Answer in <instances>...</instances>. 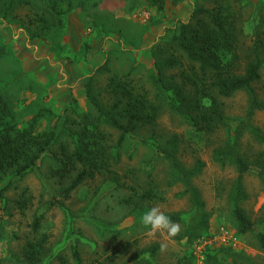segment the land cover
<instances>
[{
    "label": "rangeland",
    "instance_id": "obj_1",
    "mask_svg": "<svg viewBox=\"0 0 264 264\" xmlns=\"http://www.w3.org/2000/svg\"><path fill=\"white\" fill-rule=\"evenodd\" d=\"M10 1L0 0V90L13 117L0 114V127L15 123L23 129L39 116L35 132L58 135L38 167L24 175L13 169L0 179V187L9 185L0 199V264H31L29 242L38 246L36 264H264L258 239L264 232V109L254 111L240 137V153L250 165L241 206L255 225L242 234L231 201L238 165L219 160L217 151L231 145L251 93L239 89L226 97L213 91L224 118L211 131L197 129L192 99L201 93L185 78L194 67L177 43L180 21H189L195 8L228 7L240 32L234 73H245L257 43L264 61V0H165L163 9L147 0ZM167 57L179 63L164 67V88L155 60ZM260 73L254 87L264 102V63ZM114 75L156 107L155 120L121 143L122 131L95 105L112 109L123 98L110 84ZM123 100L117 113L126 106ZM85 129L104 136L107 161L65 196L88 169L77 158L63 169L77 148L85 150ZM173 136L179 138V160L194 171L201 209L155 148ZM153 206L180 218L172 219L181 226L176 237L152 234L141 224ZM38 215L43 218L35 230Z\"/></svg>",
    "mask_w": 264,
    "mask_h": 264
},
{
    "label": "trees",
    "instance_id": "obj_2",
    "mask_svg": "<svg viewBox=\"0 0 264 264\" xmlns=\"http://www.w3.org/2000/svg\"><path fill=\"white\" fill-rule=\"evenodd\" d=\"M151 5H156L159 9H163L165 0H147ZM183 0H172L173 4H178ZM11 5L13 0L10 1ZM9 9V6L7 10ZM179 33L177 34V43L191 62L193 63V74H186L187 82L192 84L197 93H201L200 98H193L192 102L196 104L198 109V117H191L193 124L197 129L211 131L216 123L224 118L222 104L213 91H217L219 95L231 96L239 89H248L252 96L250 110L237 128L231 145L226 151H217V158L221 161L227 159L234 161L238 165L239 175L234 184L231 194L233 204V213L238 221V230L242 234L249 233L255 229L254 222L247 215L241 206V201L247 196L243 187L244 174L250 170V165L240 153V137L243 129L249 123L256 109H264V102L259 98L254 87V82L261 76L260 69L264 63L259 50L261 43L255 46V59L249 63L245 73H234L233 63L237 59L240 47V32L236 20L233 18L228 7L221 6L219 8H195L189 21H180ZM179 62L175 57H167L162 60H155L158 69L157 82L164 88L168 85L164 78V67H172ZM198 66V67H197ZM105 67V66H103ZM110 84L114 90L121 92L123 98L117 100L112 109H106L97 102L95 105L101 110L103 116L114 126L122 131L120 143L126 135L133 129L142 124L152 123L156 118V107L152 105L144 94L135 93L128 83L114 75L110 79ZM182 90H178L181 94ZM90 93V90H88ZM126 99V106L119 110L121 103ZM209 100L206 104L204 99ZM0 114L13 117V112L9 102L0 90ZM121 116L122 118H120ZM39 116H35L29 127L20 129L15 123L6 124L0 127V179L10 170L24 175L28 171L34 170L39 166L40 160L44 153L49 151L53 142L57 138L55 130L45 131L42 133L35 132V120ZM126 122H123L122 119ZM85 136L88 141L86 148L76 149L73 156H68L64 160L63 169L70 168L73 158H77L88 166V169L81 170L72 183L65 189V196L75 190L88 176L93 174L97 169L105 163V152L100 142L103 135L85 129ZM95 134V135H94ZM156 150L167 159L173 170L174 176L183 181L186 185L185 193H190L198 208L203 207V201L199 190L192 182L193 170L184 167L178 158L179 138L173 136L165 144L155 143ZM91 169L90 171H88ZM9 185L0 187V199L5 195ZM42 215H38L34 221V229L41 227ZM173 220H180L179 217L170 216ZM258 239L264 248V232H258ZM41 246V244H39ZM28 261L36 264L38 259V246L36 243L29 242L26 248ZM79 259V256H77ZM76 264H81L79 261ZM94 264H103L97 262ZM151 264V263H149Z\"/></svg>",
    "mask_w": 264,
    "mask_h": 264
},
{
    "label": "clouds",
    "instance_id": "obj_3",
    "mask_svg": "<svg viewBox=\"0 0 264 264\" xmlns=\"http://www.w3.org/2000/svg\"><path fill=\"white\" fill-rule=\"evenodd\" d=\"M140 222L149 230L150 233H166L169 238L176 237L181 231L180 224L172 221L170 216H168L158 206H153L145 211L141 215ZM166 248V243L160 244L161 251L166 250Z\"/></svg>",
    "mask_w": 264,
    "mask_h": 264
}]
</instances>
